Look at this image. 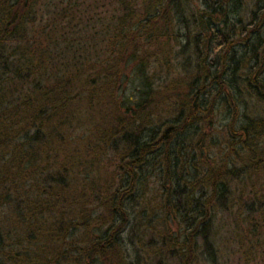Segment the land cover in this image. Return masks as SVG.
Instances as JSON below:
<instances>
[{"label": "trees", "instance_id": "1", "mask_svg": "<svg viewBox=\"0 0 264 264\" xmlns=\"http://www.w3.org/2000/svg\"><path fill=\"white\" fill-rule=\"evenodd\" d=\"M174 40L176 59L196 66L156 88L149 71L168 64ZM133 63L136 100L120 96ZM246 94L264 101V0H204L195 10L191 0H0V155L9 156L0 201L32 229L9 237L0 227V264H127L129 227L132 243L155 230L162 249L193 264L199 238L214 255L216 211L242 181L248 243L259 249L264 118L239 124ZM218 100L233 110L215 159L207 153L222 147L206 131ZM149 167L163 216L138 199Z\"/></svg>", "mask_w": 264, "mask_h": 264}, {"label": "rangeland", "instance_id": "2", "mask_svg": "<svg viewBox=\"0 0 264 264\" xmlns=\"http://www.w3.org/2000/svg\"><path fill=\"white\" fill-rule=\"evenodd\" d=\"M203 2L204 0H191L192 10L202 8ZM249 18L250 17H248V19ZM177 28L178 25L176 26L175 30H178ZM177 40L171 42L172 50L168 52V55L171 52L172 55L170 56L171 60H169L168 64L164 63L162 65H155L149 71L152 82L154 83V87L156 88L165 84L168 85L170 80L180 77L179 75H184V65L186 63H189L191 69L196 66V63L193 61H183V58L179 60L176 59L175 54L178 51L179 47V44L176 42ZM243 49L244 48L238 49L237 56L238 53L240 56ZM235 63L236 62L232 61L233 66L235 65ZM251 64L253 66L254 62H252ZM136 66L137 64L133 63L131 67H129V69H126V74L124 76L125 83L123 85L122 91L120 92V96L123 98H133L134 100H136L140 96L139 88L141 87V85L138 71L136 72ZM244 69H246V67ZM14 82L18 86L22 85V82L20 80H14ZM245 97L246 98H243L241 100V105L237 112L239 124L245 122L249 117L264 118V101H261L256 97H251L248 94H246ZM228 100L230 101V99ZM169 104L171 103H167V105L164 106L168 113L169 111L167 109L170 108ZM232 110L233 108L230 107V102L228 105L221 104L220 101L217 102L214 110V122L210 128H207L206 132L213 136L218 147H222V152H220L219 148H216L214 146V149L211 150L210 153H207V155H211L210 157L212 158L219 159L220 156H224V152L226 149V144H224L226 134H224L223 132L226 131V126L231 121ZM167 117V114H163L162 118L167 119ZM154 122L158 121L154 120ZM188 150L189 149L187 148V151ZM8 163L9 156H6L5 153L1 154L0 169ZM116 164V160L110 161L107 167L104 168L105 172L110 175L114 171ZM87 174L91 175V173ZM263 175L260 176L262 179H264ZM142 177L147 178V182H149L150 185L149 187H144L143 185L140 187L138 194L140 198L138 199H141L144 202L146 200L149 201L148 210L150 215L155 216L159 213L163 216L164 213L160 210L162 191L158 193L161 183L159 181L157 182L158 178L155 175V171L151 167H149L147 171H144ZM243 183V181L240 183H233V190H235L236 188L237 189L235 190V193L231 198L232 202L229 203L227 207L218 209L216 211L211 234V242L213 244L214 255H211L206 250L202 239L199 238V246L196 250L195 263L193 264H264V245H262L258 249L257 247H251L252 242L248 243L249 241H251L252 235L248 230L249 219L247 211L249 210V208L246 204H244L247 196H240L242 189L241 186ZM248 191L249 190L247 189L246 195L248 194ZM141 200H137L132 208L141 209V207L144 206ZM132 208L130 209L131 214H133ZM20 214L22 213H20L18 211V208L14 207V205H4L2 201H0V227L6 229V232H9V237H15L14 233H19L17 231L18 225L19 228L23 227L24 231H32V229L29 228L30 226L20 218ZM156 225L158 231H160L162 229L160 222H156ZM172 227L175 231H179V226L176 225V227ZM130 231L131 227L127 229V234L124 235V237L126 238V244H124L125 246L123 248L125 250V255H128L129 257L127 259V264L128 262H135V264H183L181 259L177 256L172 255L169 250L161 248L155 230L151 231V229L149 230L147 228L144 234L142 231H140V234H137L136 240H134L133 243L129 239ZM182 238H184V235L182 236ZM262 241H264L263 238ZM18 250V248H14L12 257H14V254H16ZM1 255L0 256L3 259V253ZM9 263L12 264L11 261H9ZM9 263L6 262V264Z\"/></svg>", "mask_w": 264, "mask_h": 264}]
</instances>
